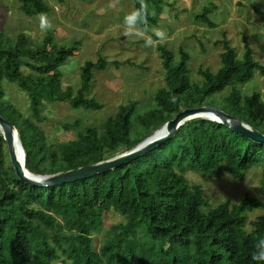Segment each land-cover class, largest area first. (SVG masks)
<instances>
[{"label":"trees","instance_id":"trees-1","mask_svg":"<svg viewBox=\"0 0 264 264\" xmlns=\"http://www.w3.org/2000/svg\"><path fill=\"white\" fill-rule=\"evenodd\" d=\"M242 1L236 0L237 4ZM18 2L26 16L46 8L43 0ZM142 3L132 0L134 16L155 23L161 1L146 0L143 9ZM207 14L204 7L192 18L214 27ZM47 40L45 36L33 43L24 33L11 39L0 30V115L16 131L24 167L32 174L65 171L127 151L177 111L215 101L210 98L215 93L220 105L214 108L264 134V112L260 113L264 94L239 90V84L250 81L255 73L264 74V64L255 59L247 39L240 57L222 40L219 67L211 71L199 66V81L190 79L187 52L178 49L174 58L165 45L156 43L164 84L153 93L150 108L137 112V102L128 100L98 128L78 120L62 124L65 130H76L75 138L48 145L39 126L4 99L3 81L25 93L29 109L40 120L44 102L65 101L84 110L101 108V103L86 96L92 72L116 62L85 61L73 90L62 85L60 66L72 56L74 46L58 44L48 50ZM21 66L28 72L23 73ZM2 144L0 134V264H258L252 257L256 244L264 239V213L251 221L246 213L263 209L264 202L245 194L236 203L225 199L208 207L200 186L190 185L183 175L190 170L204 180L224 174L241 180L247 170L258 166V191L264 195V145L222 123L187 119L170 137L128 162L54 186L19 181ZM109 210L126 218L110 225L109 236L95 248L92 234L99 231Z\"/></svg>","mask_w":264,"mask_h":264},{"label":"rangeland","instance_id":"rangeland-1","mask_svg":"<svg viewBox=\"0 0 264 264\" xmlns=\"http://www.w3.org/2000/svg\"><path fill=\"white\" fill-rule=\"evenodd\" d=\"M160 1L155 23L151 24L141 16H134L132 0H43L45 11L33 16L21 13L18 0H0V30L11 39L24 33L33 43L47 36L45 48L48 50L58 44L74 46L72 56L60 66L62 85H70L73 90L77 88L80 66L85 61L95 62L100 58L116 62V65L108 64L102 70L92 72L86 96L102 104L97 110L75 109L65 101L44 102L39 111L42 119L38 120L28 107L25 93L7 81H3L4 99L26 119L37 124L46 143L53 146L75 138L76 130H65L62 124L78 120L83 125L98 128L119 104L128 100L137 102V112L150 108L153 93L164 84L156 43L165 45L174 58L178 56V49L188 53L187 66L192 81L200 80L199 66L211 71L219 67L222 40L233 49L236 57H240L243 40L247 39L255 59L264 64V0H243L240 4L236 0ZM204 7L214 27L193 20L192 16ZM150 10L155 11L154 4ZM42 23L50 27H42ZM157 30L165 33L163 40L156 35ZM20 69L23 73L28 72L24 66ZM239 90L247 94L258 91L263 95L264 74L255 73L250 81L239 84ZM212 97L215 101L204 106L220 105L217 103L219 94ZM263 112L260 108V113ZM2 145L5 148V144ZM183 175L190 185L200 186L208 207L225 199L236 203L245 194L264 202V195L258 191V166L247 170L241 180H235L229 174L204 180L199 173L190 170L183 171ZM261 213L264 208H255L246 213V220L251 221ZM125 218L113 210L105 212L101 228L92 234V245L99 248L109 236V226Z\"/></svg>","mask_w":264,"mask_h":264},{"label":"water","instance_id":"water-1","mask_svg":"<svg viewBox=\"0 0 264 264\" xmlns=\"http://www.w3.org/2000/svg\"><path fill=\"white\" fill-rule=\"evenodd\" d=\"M193 117H202L222 123L241 136L264 145V134L258 132L256 129L250 127L246 123L241 122L238 118L229 115L220 109L200 105L196 107L183 108L177 111L169 120L152 131V133H154L158 129H165L164 134L150 138L152 135V133H150L127 151L101 161L79 166L77 168L52 174L36 175L25 169L23 164L24 154L17 138L16 131L14 130L12 124L1 115L0 134L5 144L9 164L14 175L19 181L28 185L54 186L62 183L72 182L84 177L93 176L110 168L122 165L170 137L181 123Z\"/></svg>","mask_w":264,"mask_h":264},{"label":"clouds","instance_id":"clouds-1","mask_svg":"<svg viewBox=\"0 0 264 264\" xmlns=\"http://www.w3.org/2000/svg\"><path fill=\"white\" fill-rule=\"evenodd\" d=\"M141 7H142V9L144 8L143 3L141 5ZM137 15H139V14H137ZM42 27H50V25H48L46 23H42ZM156 35L161 40H163L165 38V33L163 31L157 30L156 31ZM212 108H214V107H212ZM252 259L255 260V261H257L258 264H264V239L259 240L258 243L256 244V252L253 254Z\"/></svg>","mask_w":264,"mask_h":264},{"label":"bare ground","instance_id":"bare-ground-1","mask_svg":"<svg viewBox=\"0 0 264 264\" xmlns=\"http://www.w3.org/2000/svg\"><path fill=\"white\" fill-rule=\"evenodd\" d=\"M164 131H165V129L157 130L156 132H154V133L150 136V138H152V137H156V136H160V135L164 134ZM150 138H148V139H150Z\"/></svg>","mask_w":264,"mask_h":264}]
</instances>
